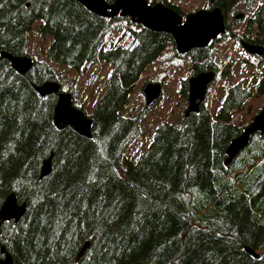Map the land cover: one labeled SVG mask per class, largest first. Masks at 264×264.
Here are the masks:
<instances>
[{
	"label": "trees",
	"instance_id": "1",
	"mask_svg": "<svg viewBox=\"0 0 264 264\" xmlns=\"http://www.w3.org/2000/svg\"><path fill=\"white\" fill-rule=\"evenodd\" d=\"M256 2L213 1L210 8L218 7L227 21L223 39L264 48V0ZM162 3L186 14L170 0ZM240 13L248 20L237 35L231 26ZM117 20L130 25L125 31L135 45L123 46L125 32L107 41ZM32 28L51 38L43 58L28 52ZM169 46L177 55L170 34L128 18L107 20L75 0H0V53L32 59L20 74L0 57V207L10 193L25 204L17 222L0 226V247L13 264H264V134L251 135L226 163L227 146L259 111L243 122L247 102L264 93V74L255 83L231 80L230 64L218 60L213 45L192 49L191 74L180 80L179 96L187 100L190 76L211 72L215 79L223 65L219 108L206 99L185 116V107L179 125L156 126L136 160L126 153L141 135L143 117L122 114L129 92ZM100 62L112 67L106 91L90 114L74 104L92 118L91 136L57 129V94L39 97L34 86L56 81L74 99V84L53 66L80 75ZM49 155L51 170L41 178ZM244 246L261 250V259Z\"/></svg>",
	"mask_w": 264,
	"mask_h": 264
},
{
	"label": "water",
	"instance_id": "2",
	"mask_svg": "<svg viewBox=\"0 0 264 264\" xmlns=\"http://www.w3.org/2000/svg\"><path fill=\"white\" fill-rule=\"evenodd\" d=\"M86 10L107 20L114 17H129L130 22L141 25L154 32H164L172 36L175 50L179 56H186L193 48H206L215 40H219L227 32L224 25V17L218 7L210 9H199L189 13L185 17L175 10L164 6L161 3L148 4L147 0H114L107 3L105 0H75ZM214 0H209L213 3ZM242 14L236 16L240 19ZM248 54H264V48L247 42H241ZM0 57L9 62L10 67L24 74L32 67V59L27 55H12L9 52L1 51ZM214 75L209 72H201L188 78L187 108L185 116L195 112L199 103L205 99L207 86L213 80ZM39 97H46L52 93L57 94L56 104L53 108L52 124L57 129L70 127L79 135L89 138L93 120L87 117L84 112L73 105L69 92L61 91V86L55 81H47L34 86ZM145 96V107L148 109L155 105L161 93L160 83L146 82L142 87ZM256 133L264 134V107L244 126L242 132L233 138L226 148L228 164L241 150L249 143L251 135ZM51 157L49 155L43 162L40 169V177H45L51 170ZM25 212V204H18L14 193L6 196L0 207V226L2 222L13 220L17 222ZM89 246L85 242L79 255ZM245 252L253 259L259 260L262 253H259L248 246H244ZM0 264H13L10 254L0 247Z\"/></svg>",
	"mask_w": 264,
	"mask_h": 264
},
{
	"label": "rangeland",
	"instance_id": "3",
	"mask_svg": "<svg viewBox=\"0 0 264 264\" xmlns=\"http://www.w3.org/2000/svg\"><path fill=\"white\" fill-rule=\"evenodd\" d=\"M155 2H161L162 0H154ZM172 3L178 5L181 12L195 11L196 9H208L209 0H170ZM232 17L228 18V21ZM245 20H239V22L231 26V31L234 34H240L242 32V25ZM38 24V21L34 23ZM115 31L113 32L112 39H114L119 34L124 33L122 43L123 46H133L136 40L133 36L125 31L126 20L118 21L116 23ZM130 26V25H129ZM50 37H41L32 28L28 36V52L35 55L38 58H43L42 50H44L50 43ZM232 44L230 45V43ZM48 43V44H47ZM215 49L217 51V56L222 62H231V80H241L245 78L248 83L258 82L260 76L264 74V68L259 62L264 61V58L259 56H251L245 52L243 47L234 40L233 37H225L220 41H216ZM232 52H231V51ZM215 51V52H216ZM235 56H243L245 61L235 60ZM250 60H255L253 63ZM173 64H177L172 67ZM151 66L145 71L141 76L140 80L132 87L129 92L128 102L125 108L122 110L124 116H137L140 112H143V117L141 119V135L132 143L126 153L136 160L138 156L145 150L147 145L150 143L154 135L155 128L158 124L162 122H168L174 125H179L182 118V112L186 107V101L179 96L178 84L180 79L186 78L191 74L190 71V59L188 57L178 58L171 53L170 46L167 47L164 53H162L155 61H153ZM55 69L60 70L63 77H68L70 80H64L66 83H73L75 90V97L73 99L75 105L83 104L84 109L88 114L91 113L93 107L99 101L101 96L106 91L108 76L112 71V67L104 62H100L89 69H87L83 74L76 75L75 73L69 71H64L61 66H54ZM257 73V74H256ZM159 79L163 80L161 86V96L159 102L156 106L146 109L144 95L142 93V84L149 80L157 81ZM225 78H222L217 84L215 81L212 86L213 89L208 94V103L211 108L217 110L221 103L222 98L225 95V89L221 87V84ZM74 81V82H72ZM254 85V84H253ZM252 85V86H253ZM208 91V90H207ZM206 94V95H207ZM247 103H251V109L249 111L242 110L240 115L244 114L242 118L245 123L252 112H256L262 108L264 104V93L259 96L250 99ZM247 112V113H246ZM240 116H235V121H238ZM262 253L261 250L257 251Z\"/></svg>",
	"mask_w": 264,
	"mask_h": 264
}]
</instances>
